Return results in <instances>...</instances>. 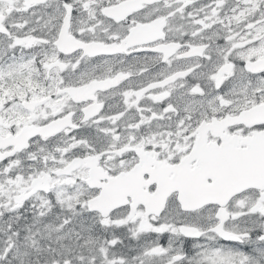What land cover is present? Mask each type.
Returning <instances> with one entry per match:
<instances>
[{
  "label": "snow or ice",
  "instance_id": "1",
  "mask_svg": "<svg viewBox=\"0 0 264 264\" xmlns=\"http://www.w3.org/2000/svg\"><path fill=\"white\" fill-rule=\"evenodd\" d=\"M0 264H264V0H0Z\"/></svg>",
  "mask_w": 264,
  "mask_h": 264
}]
</instances>
